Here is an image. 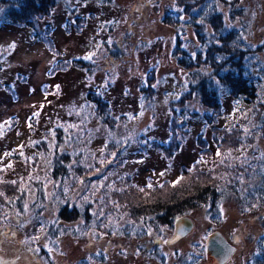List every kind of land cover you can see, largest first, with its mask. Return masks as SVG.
<instances>
[{
  "label": "rangeland",
  "instance_id": "obj_1",
  "mask_svg": "<svg viewBox=\"0 0 264 264\" xmlns=\"http://www.w3.org/2000/svg\"><path fill=\"white\" fill-rule=\"evenodd\" d=\"M57 1L47 15L0 25L1 188L32 166L43 172L42 162L53 157L55 147L68 149L69 132L98 158L108 146L100 174L114 181L112 197L131 207L169 200L180 181L187 187L209 182V172H201L205 157L240 155L237 141L242 144L247 133L258 132L256 142L250 140L252 160L264 163V124L256 129L258 114L241 96H226L212 111L192 100L190 79L171 57L177 31L160 21L166 12L173 23L185 18L173 6L176 0ZM204 2L207 8L211 0ZM230 4L219 7L220 17L252 48L229 59L236 65L246 56L251 77L264 84V0ZM178 28L181 44L196 41L193 28ZM197 46L190 48L195 52ZM202 112L205 121L198 118ZM45 183L40 203L20 201L0 225L6 264H207L204 242L215 231L236 248L226 264H246L264 231V208L247 215L230 197L213 212L183 211L193 229L174 245L167 244L173 229L145 227V236L99 237L83 221L58 220Z\"/></svg>",
  "mask_w": 264,
  "mask_h": 264
},
{
  "label": "trees",
  "instance_id": "obj_2",
  "mask_svg": "<svg viewBox=\"0 0 264 264\" xmlns=\"http://www.w3.org/2000/svg\"><path fill=\"white\" fill-rule=\"evenodd\" d=\"M95 1L106 5L112 0ZM57 2L3 0L1 6L7 8L6 12H0V25L10 23L12 19L25 20L24 23H27L38 15H47ZM231 2L236 4L240 0H211L207 8L201 6L206 4L204 0H176L173 6L179 5L182 10L180 15L185 14V18L178 15L180 18H175L173 23L169 18L167 20L166 12L160 21L164 26L177 31L171 57L190 79L187 88L192 92V100L204 106V110L212 111L220 107L226 96H241L254 116L258 114L259 124L256 122L255 127L262 130L264 121L260 120V112L264 108V84L251 77L248 65L244 64L248 59L245 55L244 59L240 57L244 62L236 65L229 59L231 54L250 52L252 48L242 35L231 32V27L220 17L219 7L224 4L231 7ZM236 8L241 10L240 7ZM179 25L183 26L182 30L193 28L197 32L194 35L196 41L181 44ZM205 27H211L214 32L208 34L204 30ZM197 42L198 46L193 52L190 46L196 45ZM197 68L202 69L201 72ZM103 104L106 107V104ZM181 109L185 110L184 107H180ZM195 115L197 114L194 113L193 116ZM205 115L206 113L202 112L198 118L204 120ZM251 118L254 117H249ZM249 119L247 123L252 129L253 122ZM255 133L258 132L255 131L253 135L247 133L242 144L237 141V146L240 147V152L242 151L240 155L236 152H226L205 157L203 165L206 171L201 172L203 175L209 172V182L198 184L195 181L187 187L184 183L181 184L180 179L174 186L169 200L160 199L149 205L131 207L121 202L117 196L112 197V191L115 192L114 181L109 182L100 174L102 166H106L104 155L109 152L108 146L107 149L103 147L98 158L95 153L83 149L78 137L69 132L66 136L70 140L68 149L61 151L55 147L51 152L53 157H48L42 162L45 166L43 172L39 171V167L32 166L25 176L8 179L4 188L0 185V225H4L3 221L9 219L8 213L17 207L20 201L34 205L40 203L39 195L44 191L41 187L42 180L48 182L45 185L51 186L50 197L53 199V208L57 211L58 220L64 218L67 221H83L87 229L98 233L99 237L129 238L134 234L145 236V227L172 230L174 218L183 217V211L208 207L213 212L219 203L230 197H234L239 207L244 209V214H251L254 209L264 208V163L252 160L254 146L250 140L256 142L258 138ZM261 136L264 138V130ZM245 145L250 147V150L244 148ZM97 172L99 175L94 178L91 174ZM253 178L255 182L252 183ZM242 179H245L243 183ZM9 187L11 189H8ZM1 230L3 229L0 228ZM246 264H264V231L256 245V253Z\"/></svg>",
  "mask_w": 264,
  "mask_h": 264
},
{
  "label": "water",
  "instance_id": "obj_3",
  "mask_svg": "<svg viewBox=\"0 0 264 264\" xmlns=\"http://www.w3.org/2000/svg\"><path fill=\"white\" fill-rule=\"evenodd\" d=\"M193 229L190 217L177 218L173 223V235L167 240L168 245H174L186 237ZM232 246L220 232H212L204 242V254L207 264H226L235 253ZM0 264H6V260L0 256Z\"/></svg>",
  "mask_w": 264,
  "mask_h": 264
},
{
  "label": "snow or ice",
  "instance_id": "obj_4",
  "mask_svg": "<svg viewBox=\"0 0 264 264\" xmlns=\"http://www.w3.org/2000/svg\"><path fill=\"white\" fill-rule=\"evenodd\" d=\"M86 58H88V57H86ZM218 155H219V153H218ZM141 191H143V189H140Z\"/></svg>",
  "mask_w": 264,
  "mask_h": 264
}]
</instances>
